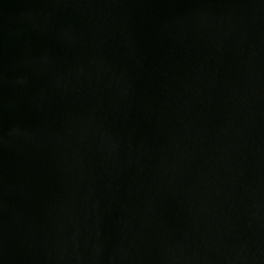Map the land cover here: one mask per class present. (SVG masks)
I'll return each mask as SVG.
<instances>
[{
	"label": "water",
	"instance_id": "water-1",
	"mask_svg": "<svg viewBox=\"0 0 264 264\" xmlns=\"http://www.w3.org/2000/svg\"><path fill=\"white\" fill-rule=\"evenodd\" d=\"M0 264H264V0H0Z\"/></svg>",
	"mask_w": 264,
	"mask_h": 264
}]
</instances>
